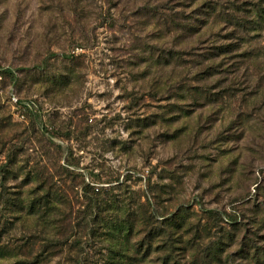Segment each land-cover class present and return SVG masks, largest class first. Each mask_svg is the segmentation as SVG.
Wrapping results in <instances>:
<instances>
[{
	"label": "rangeland",
	"instance_id": "rangeland-1",
	"mask_svg": "<svg viewBox=\"0 0 264 264\" xmlns=\"http://www.w3.org/2000/svg\"><path fill=\"white\" fill-rule=\"evenodd\" d=\"M0 264H264V0H0Z\"/></svg>",
	"mask_w": 264,
	"mask_h": 264
}]
</instances>
